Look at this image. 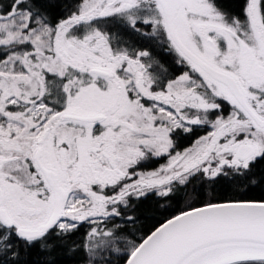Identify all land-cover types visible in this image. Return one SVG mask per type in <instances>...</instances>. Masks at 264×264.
Wrapping results in <instances>:
<instances>
[{
	"label": "snow or ice",
	"instance_id": "6c2138e0",
	"mask_svg": "<svg viewBox=\"0 0 264 264\" xmlns=\"http://www.w3.org/2000/svg\"><path fill=\"white\" fill-rule=\"evenodd\" d=\"M195 127L210 130L176 151ZM250 186H264V0H0V264H264ZM150 194L186 206L137 237Z\"/></svg>",
	"mask_w": 264,
	"mask_h": 264
},
{
	"label": "trees",
	"instance_id": "16d2710c",
	"mask_svg": "<svg viewBox=\"0 0 264 264\" xmlns=\"http://www.w3.org/2000/svg\"><path fill=\"white\" fill-rule=\"evenodd\" d=\"M233 8L239 12L243 6V0H229ZM58 14V13H57ZM133 45L142 50H147L151 53V56L159 60L165 68L169 70V73L172 76L179 75L180 71L184 69L175 63V57L173 54L167 52L166 47H162L158 41L149 36H139L132 35L130 37ZM209 131V128L204 127H195L193 133L190 134H181L177 137V146L176 151H182L184 148L189 147L199 136L206 134ZM167 162V157L163 158H153L152 162L145 165L144 168L140 170L148 171L154 168L159 167L162 164ZM196 183L195 181L193 182ZM199 188V186L197 185ZM192 185L188 186L189 191L191 190ZM202 191L203 196L201 199L207 200L212 197L217 199H227L235 198L237 192L227 188L226 186H217L215 191H212L208 186H205ZM211 193V195L209 194ZM261 195H264V186H250L246 192V196L249 198H259ZM134 203H136L134 201ZM185 199L184 198H175L164 199L150 194L147 199H144L139 202L138 209L133 215L139 216L134 225L129 224L127 228L130 232H133L135 236L139 237L145 232L151 230L154 226L158 225L164 219L169 218L171 215H175L178 211L185 208ZM89 225L87 223L83 224L79 231L75 234L73 239L79 240L83 237L85 232L88 230ZM83 253H76L74 259H61V264H80L81 257ZM112 264H120V257L116 254L111 256Z\"/></svg>",
	"mask_w": 264,
	"mask_h": 264
},
{
	"label": "water",
	"instance_id": "95a60500",
	"mask_svg": "<svg viewBox=\"0 0 264 264\" xmlns=\"http://www.w3.org/2000/svg\"><path fill=\"white\" fill-rule=\"evenodd\" d=\"M163 221H164V220H163ZM163 221H162V222H163ZM162 222H160V223H162ZM156 226H158V225H156Z\"/></svg>",
	"mask_w": 264,
	"mask_h": 264
},
{
	"label": "rangeland",
	"instance_id": "374dc122",
	"mask_svg": "<svg viewBox=\"0 0 264 264\" xmlns=\"http://www.w3.org/2000/svg\"><path fill=\"white\" fill-rule=\"evenodd\" d=\"M210 130V129H209Z\"/></svg>",
	"mask_w": 264,
	"mask_h": 264
}]
</instances>
